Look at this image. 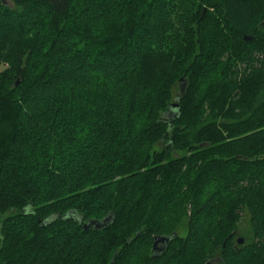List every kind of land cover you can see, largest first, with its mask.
<instances>
[{
  "label": "trees",
  "instance_id": "16d2710c",
  "mask_svg": "<svg viewBox=\"0 0 264 264\" xmlns=\"http://www.w3.org/2000/svg\"><path fill=\"white\" fill-rule=\"evenodd\" d=\"M263 130L264 0H0V264H264Z\"/></svg>",
  "mask_w": 264,
  "mask_h": 264
},
{
  "label": "rangeland",
  "instance_id": "374dc122",
  "mask_svg": "<svg viewBox=\"0 0 264 264\" xmlns=\"http://www.w3.org/2000/svg\"><path fill=\"white\" fill-rule=\"evenodd\" d=\"M8 4L11 5L12 7H14L12 2L8 1ZM212 31L213 32L211 33L210 41H209L210 48H212V51L214 53H217L218 50H217L216 44H218L217 43L218 34L213 29H212ZM237 42H238V39L236 37L235 38H234V36H231L230 38L227 37L226 44H224L223 46H219V47H221L222 49H223V47H230L231 50H235L234 53H236V52H242L243 50L246 51L247 49L250 48V47L249 48H245V47L242 48V47H240L237 44ZM241 43L244 44L242 41H241ZM223 50H225V49H223ZM254 134H259V131H257L256 133L254 132L252 135H249V136L244 135L241 138V140L242 139H245L247 137L250 138L251 136H254ZM224 214H225V212H224ZM201 226H202V224L200 225V227L198 225V227H199L200 230H201ZM235 228L237 230L236 231V234L237 235H236V238H235V242H238V240L243 239L245 244L251 243L252 233H251V228H250V223H249L248 217H244L241 221L237 222L235 224ZM186 229L187 228H186V223H185V225L182 227V232H181V235L182 236H185ZM137 248L140 250L141 247H137ZM129 253H130V251H129ZM134 262H135V264H139L138 257L134 260ZM140 262H142V259L140 260ZM162 264H169V262H166V263L165 262H162Z\"/></svg>",
  "mask_w": 264,
  "mask_h": 264
},
{
  "label": "water",
  "instance_id": "95a60500",
  "mask_svg": "<svg viewBox=\"0 0 264 264\" xmlns=\"http://www.w3.org/2000/svg\"><path fill=\"white\" fill-rule=\"evenodd\" d=\"M245 39L248 40L247 38H245ZM19 84H20V81H17L15 85L18 86ZM185 88H186V81L181 80L180 91L183 93ZM178 107L179 106L177 103H175L169 107L168 113H171V116H174V118L175 117L177 118L179 116V112H178L179 108ZM91 226H95L96 228H102V227L106 226V224H105V222H103V223L91 222L90 224L86 225L85 228L89 229ZM169 241H170V239H168V238L156 239L155 244H154V250H156V248L159 244H168ZM243 243H244L243 239L238 240V244L242 245ZM161 251H164V250L162 249Z\"/></svg>",
  "mask_w": 264,
  "mask_h": 264
}]
</instances>
